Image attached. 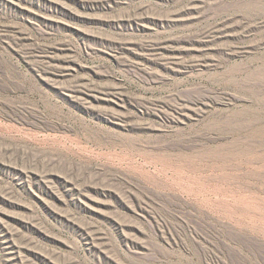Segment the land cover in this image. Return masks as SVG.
<instances>
[{
  "label": "rangeland",
  "instance_id": "obj_1",
  "mask_svg": "<svg viewBox=\"0 0 264 264\" xmlns=\"http://www.w3.org/2000/svg\"><path fill=\"white\" fill-rule=\"evenodd\" d=\"M0 264H264V0H0Z\"/></svg>",
  "mask_w": 264,
  "mask_h": 264
},
{
  "label": "bare ground",
  "instance_id": "obj_2",
  "mask_svg": "<svg viewBox=\"0 0 264 264\" xmlns=\"http://www.w3.org/2000/svg\"><path fill=\"white\" fill-rule=\"evenodd\" d=\"M181 117V116H180Z\"/></svg>",
  "mask_w": 264,
  "mask_h": 264
}]
</instances>
